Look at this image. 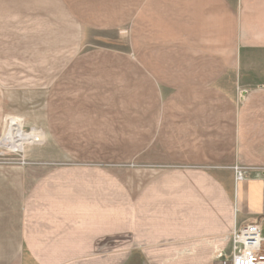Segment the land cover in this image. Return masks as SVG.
<instances>
[{
    "label": "crops",
    "instance_id": "0c3cea01",
    "mask_svg": "<svg viewBox=\"0 0 264 264\" xmlns=\"http://www.w3.org/2000/svg\"><path fill=\"white\" fill-rule=\"evenodd\" d=\"M37 104L44 130L58 105L60 165L29 148L32 166L0 168L20 198L0 258L230 264L233 233L264 222V0H0V133ZM115 120L140 167L121 207L115 160L80 150Z\"/></svg>",
    "mask_w": 264,
    "mask_h": 264
},
{
    "label": "rangeland",
    "instance_id": "374dc122",
    "mask_svg": "<svg viewBox=\"0 0 264 264\" xmlns=\"http://www.w3.org/2000/svg\"><path fill=\"white\" fill-rule=\"evenodd\" d=\"M121 43V42H119ZM118 48H121L122 45L118 44L117 45ZM257 84L252 83V81L247 80L245 81V83H241V80H237L236 79V90L237 92H241L245 91L247 87L248 89H252L254 86H256ZM57 93V92H56ZM26 98L28 97H24L23 99L26 100ZM57 98V95H56ZM53 99L52 104H55L54 100L57 99ZM31 99V98H29ZM45 98H36V102L40 101L42 102V100ZM42 104V103H41ZM57 104V103H56ZM55 108H53L52 110V116L50 119L51 123H47V120L45 122L46 124V129H42L41 127L36 128L35 124H39L42 125V119L44 114L43 113H37L38 111H41L43 108L40 106H37L34 108L35 109V113H27V112H20V114H22V119L21 118H16L18 120V124L11 126L7 131L5 130V126L6 124H8V121L11 119L10 117L8 119H4V124L3 127L1 129V133H0V168H23L26 166H32L33 163L35 162H31L29 161L28 157V149L30 148L31 150L33 148L38 149L40 154H44L45 156H49L48 158L54 159V161H49L45 164H47V168L52 169L55 168L56 166L60 165V162L57 160L59 159V152H58V146L55 143V140L53 139V136L55 131L58 133V124H59V113H58V109L54 106ZM47 117V114L44 116ZM114 117H118L117 114L114 115ZM27 119L28 121V125L29 127L24 128L23 125V120ZM13 119V118H12ZM32 121V122H31ZM6 122V123H5ZM117 120L114 121V126L115 129H107L104 128V132L103 134H99L96 136L97 131L94 130L92 131L93 133V137L90 138V146H80V150L82 148H84V150H86L83 153H89L90 155L92 154V157L95 158L99 155L100 159L105 160L107 159H111L113 158L115 160L114 162V171H115V205L120 206L121 207V203L123 202V193H122V187L124 185L126 186H130L131 189H135V191L138 189V178H136L138 175V172H134L133 170H137L139 169V165L136 164V166H131L129 163H125L123 162V157L124 155H133L135 153V149H133L134 147H126V146H122L123 143V130L121 129V124L119 123ZM51 127V129L49 128ZM16 128L17 130H22L20 131V135H26V139H28L27 141H25L24 145L22 147H17V145L15 146V144H12V141L10 140L9 135L7 136L6 134L9 133L11 134L13 132V129ZM57 128V129H56ZM100 131V130H99ZM47 133V135L50 136L51 139V143L45 147H44V138L43 135L44 133ZM54 132V133H53ZM37 134L41 135V137H39ZM56 134V133H55ZM32 137V138H31ZM37 139V140H36ZM41 139V141H39ZM84 139V138H83ZM39 141V142H35ZM82 140V139H80ZM95 140V141H94ZM54 144V145H53ZM121 160V161H120ZM244 172L246 171L245 168L241 167ZM125 170V172H124ZM130 170V172L128 171ZM247 172V171H246ZM234 177H235V173H234ZM246 177V176H245ZM247 179V177H246ZM245 179V180H246ZM244 180V181H245ZM13 183V182H12ZM16 184H13L10 187H13L15 189V191H18L16 188L17 186H15ZM140 185V184H139ZM142 185V184H141ZM15 186V187H14ZM132 195H134V193H132ZM20 200L19 196L13 194V195H8L5 190H1L0 192V207H1V203L3 205V203L7 204L5 205V208H7L6 210H9V208H17L20 206V203H18V201ZM4 207V206H3ZM2 212L0 211V214ZM11 221H13L14 219H11V217L13 216V211L9 210L8 213L3 211V217H5V214ZM15 214V212H14ZM9 220V221H10ZM8 221V222H9ZM5 224H6V219H5ZM90 260H97L98 263H101L102 260L105 259H82L83 262H87ZM137 260V259H136ZM17 262V258L15 257H3L0 258V264H15ZM139 262V259H138ZM114 264H131V259L130 258H115L114 259ZM139 264V263H138Z\"/></svg>",
    "mask_w": 264,
    "mask_h": 264
},
{
    "label": "built area",
    "instance_id": "2783aa9c",
    "mask_svg": "<svg viewBox=\"0 0 264 264\" xmlns=\"http://www.w3.org/2000/svg\"><path fill=\"white\" fill-rule=\"evenodd\" d=\"M236 183L246 179V171L234 168ZM230 264H264V222L236 230L232 237Z\"/></svg>",
    "mask_w": 264,
    "mask_h": 264
},
{
    "label": "bare ground",
    "instance_id": "6f19581e",
    "mask_svg": "<svg viewBox=\"0 0 264 264\" xmlns=\"http://www.w3.org/2000/svg\"><path fill=\"white\" fill-rule=\"evenodd\" d=\"M18 124L17 119H11L9 125L13 126ZM20 131L22 130H17L16 128L13 129V132L11 134L7 133L6 135L10 137V140L12 141V144L17 145V147H22L28 139H26V135H20ZM32 138V137H31ZM37 140V139H36ZM35 140V141H36Z\"/></svg>",
    "mask_w": 264,
    "mask_h": 264
},
{
    "label": "water",
    "instance_id": "95a60500",
    "mask_svg": "<svg viewBox=\"0 0 264 264\" xmlns=\"http://www.w3.org/2000/svg\"><path fill=\"white\" fill-rule=\"evenodd\" d=\"M243 97H244V95H243Z\"/></svg>",
    "mask_w": 264,
    "mask_h": 264
}]
</instances>
